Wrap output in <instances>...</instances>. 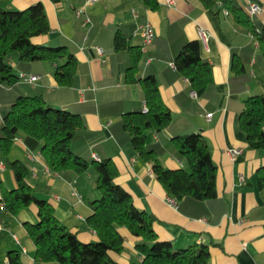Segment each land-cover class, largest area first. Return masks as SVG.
Instances as JSON below:
<instances>
[{"label": "crops", "instance_id": "crops-1", "mask_svg": "<svg viewBox=\"0 0 264 264\" xmlns=\"http://www.w3.org/2000/svg\"><path fill=\"white\" fill-rule=\"evenodd\" d=\"M158 2L159 8L151 11L139 0H96L76 17L75 10L85 0H0V7L7 10H22L40 3L50 30L33 37L32 42L49 47L70 44L77 60L75 78L69 87L56 84L54 63L33 62L28 73L37 75V81L17 82L11 89L0 91V107L8 105L13 95L42 92L47 104L78 111L87 133L74 142L73 149L89 148L92 155L99 153L111 158L118 170L115 183L130 193L138 209L155 217L154 230L159 239L170 241L174 249L207 245L209 264H264V187L258 181V171L264 167V150L249 146L238 110L247 98L264 96V60L259 57V42L218 5L205 8L199 0ZM236 2L246 13L248 3L260 7L258 13L247 15L251 25L261 31L264 0ZM141 23L152 26L154 39L143 52L146 60L136 64L134 48L114 50V33L116 29L125 32L130 47H139ZM198 28L208 32L204 43L198 40ZM193 40L199 42L201 59L211 66L213 89L207 96L192 95L189 81L171 67L184 43ZM91 46L100 47L102 54ZM233 60L244 69V85L234 79ZM133 63L139 67L136 76L150 74L156 78L161 99L172 115L171 123L160 134L152 129L146 131L147 143H164L159 161L164 168L173 170L184 168L185 163L179 159L172 138L201 134L216 167L214 199H186L179 206L172 205L153 176L150 164L141 160L130 142L124 141L125 132L119 125L122 115L144 108L140 84L126 81V69ZM207 113H211L209 118ZM232 149L239 153L232 156ZM8 158L27 162L34 194L52 204L55 217L67 230L74 232L81 242L97 240L85 223L90 214L89 202L99 196L92 167L81 175L51 173L39 153L27 150L21 138L14 140ZM3 186L11 189L15 182L0 158V187ZM37 219V208L31 204L16 217L0 220L2 264L7 263V251L14 249L25 251L23 264H52L33 260L34 248L23 225ZM117 230L124 247L120 252H109L110 257L118 264L140 261L133 249L137 238L124 227Z\"/></svg>", "mask_w": 264, "mask_h": 264}, {"label": "trees", "instance_id": "trees-1", "mask_svg": "<svg viewBox=\"0 0 264 264\" xmlns=\"http://www.w3.org/2000/svg\"><path fill=\"white\" fill-rule=\"evenodd\" d=\"M199 1L205 8L218 5L233 15L259 42V57L264 60V26L257 31L236 0ZM139 2L147 10L159 8L158 0ZM49 30L40 3L22 10L0 7V91L11 89L19 82L18 74L28 73L31 64L38 61L56 65L53 78L58 86L72 85L77 66L72 45L49 47L32 42L33 37L47 34ZM81 37L83 39L84 35ZM113 46L115 51L134 48L136 64L146 60L141 45L130 47L125 32L119 29L114 33ZM134 63L126 69V81L140 84L144 108L122 115L119 125L125 132L124 141L130 142L141 160L150 164L153 176L177 206L186 199L198 202L214 199L217 195L216 167L201 134L188 133L172 138L179 159L185 163L184 168L173 170L164 168L159 161L164 143H147L146 131L152 129L160 134L171 123L172 115L161 99L156 78L150 74L142 78L136 76L135 71L139 67L136 68ZM237 63L233 60L234 79L244 85L247 77L242 65L238 67ZM172 64L176 74L189 81V90L197 96H207L213 89L211 66L201 59L198 41L184 43ZM0 100L3 103L1 97ZM238 110L241 129L249 146L264 150V96L247 98ZM0 118V158L12 172L15 182L11 189L0 187V220L16 217L31 204L36 206L37 221L23 225L25 236L34 248L35 262L118 264L109 252L123 250V237L117 228L124 227L137 238L133 249L141 259L133 264H209L207 245L193 244L174 249L170 241L158 238L154 230L155 217L138 209L130 193L115 183L118 170L110 157L95 153V158L89 148L73 149L74 142L87 133L78 111L47 107L42 92H37L13 95L8 105H1ZM17 138L22 139L27 150L39 153L51 173L74 176L87 172L90 167L94 169L95 188L99 196L89 202L90 214L85 223L95 233L96 241L81 242L55 217L52 204L34 194L27 162L8 158ZM258 181L259 186L264 187V167L258 171ZM23 253L16 249L7 251L6 264H23Z\"/></svg>", "mask_w": 264, "mask_h": 264}, {"label": "built area", "instance_id": "built-area-1", "mask_svg": "<svg viewBox=\"0 0 264 264\" xmlns=\"http://www.w3.org/2000/svg\"><path fill=\"white\" fill-rule=\"evenodd\" d=\"M94 1H96V0H85L84 5L75 10V13H74L75 16L79 17L82 13H84L85 6L88 3H92ZM166 1L168 3H172V0H166ZM246 10H247V13L249 15H252V14L258 13L260 11V7L257 4H255V3H248L246 5ZM132 12L134 13L133 9H132ZM224 13L227 14V10H224ZM85 21L89 22V19L86 18ZM138 31H139V34L141 36V51L144 52L146 50L147 46H149L152 43L153 39H154V31H153L152 26L149 23H141V24H139ZM197 37H198V40L200 42L204 43L208 39V32L205 31L203 28H198ZM81 48H84V46H81ZM91 49H94L99 55L102 54V49L100 47H98V46H91ZM171 67L174 68L173 64H171ZM18 78H19V82L27 83V84H34L37 81V79H38L37 75L30 74V73H24V72H20L18 74ZM192 95H195V93H192ZM210 116H211V113H207L206 114L207 118H209ZM230 153H231L232 156H235L237 153H239V150L232 149L230 151ZM94 157H95V155H94ZM168 201L172 205L176 206V204H175L173 199L168 198ZM23 252H25V251L23 250ZM30 264H32V263H30Z\"/></svg>", "mask_w": 264, "mask_h": 264}, {"label": "water", "instance_id": "water-1", "mask_svg": "<svg viewBox=\"0 0 264 264\" xmlns=\"http://www.w3.org/2000/svg\"><path fill=\"white\" fill-rule=\"evenodd\" d=\"M51 105L47 104V107H50ZM53 108L55 109H60V107L58 105H52Z\"/></svg>", "mask_w": 264, "mask_h": 264}, {"label": "rangeland", "instance_id": "rangeland-1", "mask_svg": "<svg viewBox=\"0 0 264 264\" xmlns=\"http://www.w3.org/2000/svg\"><path fill=\"white\" fill-rule=\"evenodd\" d=\"M3 254H1V257H0V264H2L3 263Z\"/></svg>", "mask_w": 264, "mask_h": 264}]
</instances>
